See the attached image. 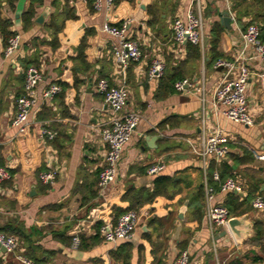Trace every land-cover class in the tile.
Instances as JSON below:
<instances>
[{
	"label": "crops",
	"instance_id": "0c3cea01",
	"mask_svg": "<svg viewBox=\"0 0 264 264\" xmlns=\"http://www.w3.org/2000/svg\"><path fill=\"white\" fill-rule=\"evenodd\" d=\"M31 5L35 15L27 25L24 14ZM190 9L202 18L204 35L203 44H199L201 58L191 59L185 68L184 78L191 79L194 86L184 91L174 86V91L162 92L161 77H150L148 68L155 57L164 59L168 68L187 58L186 44L175 41L172 25L177 18L185 20ZM224 11L232 17L230 28L222 24ZM46 12L43 23L35 21ZM53 13L59 18L57 31L48 26ZM0 18L11 21L10 29L19 35L20 41L14 53L7 55L0 31V167L7 168L12 176L0 183V227L7 222H22L28 233L35 229L29 242L37 247L32 254L39 263L27 256V247L17 235L16 254L37 264H158L161 256L172 263L184 248L189 251L192 264H226L235 257H242L246 263L248 251H259L245 240L237 243L232 233L225 234L223 228L216 227L212 232L205 217L209 202L205 182L211 186L210 176L217 181L214 174L219 171L212 170L215 164L230 163L235 175L228 178L236 179L243 189L249 181L262 179L264 190V62L252 48L242 54V35L248 18L238 21L230 1L121 0L107 5L103 0L102 7L97 8L95 0H0ZM128 18L131 22L127 36L139 42L142 57L126 71L129 99L119 114L134 110L141 114V119L123 148L115 181L100 189L98 181L107 151L102 129L118 113L97 91V83L105 78L111 85H118L123 79L113 56L116 39L103 30V25L109 22L121 26ZM216 22L224 27L220 42L224 59L242 61L251 70L247 96L255 118L253 126L229 120L223 113L224 106L215 103L214 89L224 73L216 64H209L211 32ZM83 40L86 45L81 61L78 51ZM33 57L43 78L37 87V102L30 110L27 129L20 132L12 122L17 98L25 93V61ZM59 81L68 85L63 99L57 97L59 93L45 98L44 91ZM169 117L173 118L171 123L162 124ZM53 123L61 131V147L52 143L60 135ZM218 127L228 137L229 152L222 159L213 155L204 159L194 148L199 147L204 131ZM44 128L55 131V137L44 136ZM148 136L158 139L147 140ZM245 149L253 152L254 160L236 163L232 154L240 160ZM154 164L164 165L157 175L148 173ZM49 169H55L57 175L45 190L40 173ZM159 175L171 176L178 182L171 189L174 197H160L138 208L140 219L131 240L114 245L100 233L94 242L92 237L98 224L117 222L116 207L121 196L131 188L152 191ZM201 185L205 189L203 219H192L188 204L185 219L180 220L181 207L186 200L190 202ZM93 190L96 195H92ZM227 193L214 191L210 203L223 204ZM167 214L172 215L167 225L155 231L148 228L149 219ZM256 219L264 221V209L255 210L251 220ZM150 231L149 240L143 233ZM76 235L87 238L83 245L74 244ZM125 242L132 244L131 256L128 260L115 258L112 253ZM0 264L25 263L14 253L0 250Z\"/></svg>",
	"mask_w": 264,
	"mask_h": 264
},
{
	"label": "built area",
	"instance_id": "2783aa9c",
	"mask_svg": "<svg viewBox=\"0 0 264 264\" xmlns=\"http://www.w3.org/2000/svg\"><path fill=\"white\" fill-rule=\"evenodd\" d=\"M107 5H112L114 0H105ZM231 3L235 0H228ZM103 0H95L97 8L102 7ZM131 19H126L121 26L112 25L105 22L103 30L112 35L116 41L113 46V56L116 63L123 72V79L118 85H111L110 82L102 78L97 83V91L102 94L114 113H118L109 123L102 129L103 141L107 144L106 161L103 169L100 172L98 187L106 189L111 186L117 176L118 163L120 161L123 148L135 132L137 125L141 119V114L134 110H129L123 114H119L127 105L129 99V88L125 81L126 71L128 67L141 59L142 50L139 42L127 36L128 25ZM173 31L175 41L179 44L192 42L194 44H203V21L200 16H197L191 9L187 12L185 20L177 18L173 22ZM260 27L256 23H250L243 32L242 38L244 50L252 48L254 53L261 57L264 62V42L259 38ZM20 46L19 35L12 36L8 45L5 47L7 55L14 53ZM217 67H222L224 71L220 82L214 89L215 103L223 105L224 115L231 121L241 123L247 126L255 124V118L250 112L249 99L247 89L251 78V70L249 66L239 60L231 61L227 59H219L216 62ZM166 68L164 59L155 57L148 68V75L152 78H160ZM24 90L25 93L17 98V112L12 124L24 132L28 126V118L30 110L37 102V87L43 78V74L37 66L29 67L26 72ZM178 91L187 90L193 87L194 83L189 78L178 80L174 84ZM202 90V89H199ZM62 88L59 84H51L45 91L44 97L47 99L53 98L60 93ZM203 92V90H202ZM44 136L52 139L56 132L44 128L42 130ZM194 151L206 159L213 155L217 159L226 157L229 152L228 137L221 128H215L202 133L199 147L194 148ZM264 158V157H263ZM164 169L163 164H154L148 168V173L157 175ZM57 171L49 169L40 173V179L43 183H52L56 179ZM10 171L5 167H0V183L11 179ZM216 180L220 179L219 173L214 174ZM206 184L207 193V209L206 219L209 223L211 231L214 232L216 227L223 228L229 231V219L232 217L229 210L223 204H211L214 189ZM242 185L234 178H228L221 184L222 191H237L242 192ZM255 210L264 209V196L257 194L253 200ZM140 219V213L136 209H131L121 214L115 224H104L100 228L102 238L114 245L120 241L131 240L136 232ZM0 243L6 247L7 252L14 253L16 258L25 264H37L32 259L16 254L19 246V239L15 235H8L0 231ZM80 238L78 235L74 237V244L78 245ZM191 255L187 249L180 251L177 258L168 263L164 261L162 264H192Z\"/></svg>",
	"mask_w": 264,
	"mask_h": 264
},
{
	"label": "trees",
	"instance_id": "16d2710c",
	"mask_svg": "<svg viewBox=\"0 0 264 264\" xmlns=\"http://www.w3.org/2000/svg\"><path fill=\"white\" fill-rule=\"evenodd\" d=\"M91 2V0H89ZM121 0H114V3H119ZM232 9L235 12L236 19L238 21H242L243 18H248L247 26L250 23H256L260 27L259 38L262 42H264V0H235L232 3ZM35 15V8L31 5L30 9L24 14L26 24L29 25L32 23V19ZM69 16V15H68ZM59 18L56 13L52 14V21L48 25L50 28L56 29L58 26ZM11 21L8 19H1L0 18V31L2 33L4 46L8 45V41L12 36L16 35L15 31L10 29ZM224 30L223 25L220 22H216L212 28L211 38H210V65L216 64L219 59H224L225 54L220 50V42L222 38V32ZM85 40L82 41L78 58L81 61H84V48H85ZM188 55L187 58L178 65L174 67L168 68L166 65L165 71L160 78V88L159 90L162 92H172L174 91V84L176 81L184 79L186 77V66L189 61L192 60H199L201 58V47L199 44H194L192 42L186 43ZM31 66H38V62L36 57H33L29 60L25 61L26 70ZM77 82V79H76ZM58 84L62 88V92L57 95V97L61 100L64 97L65 90L68 88V85L64 82H58ZM20 96V95H19ZM63 111L66 110L62 106ZM172 117L165 119L162 124L171 123ZM55 130H57L58 135L54 140L53 144L57 147H61V131L57 128L55 123L52 124ZM60 131V132H59ZM232 157L236 163L240 162H252L254 160V154L252 151L245 149L244 156L242 159H238L237 156L232 154ZM213 171L218 170L220 174V179L215 181L212 180L211 176L209 178V183L213 187L214 191L221 190V184L229 177H234L235 173H233V166L223 161L220 164H215ZM97 181L93 182V186H96ZM178 182H175L171 176L168 175H159L155 178L154 181V188L152 191L148 189H136L131 188L126 191L120 198L118 203V207H116V211L118 217L123 214L124 212L131 210V209H138L146 203H153L160 197H166L167 199H172L174 197V193L172 192V188L177 187ZM263 183L262 179H253L249 181L248 187L242 189L245 191L244 195H240L239 193H235L234 191H229L227 193V197L223 202V205L226 206L229 210L231 216H240L245 213L254 211L253 207V200L257 193L264 194V190H262ZM49 185L45 184L44 189H48ZM92 195H96V190L92 191ZM205 189L204 185H201L196 193L190 198L189 202V211L192 219H196L201 221L205 215ZM124 204V205H123ZM171 214H167L165 216H155L149 219L147 225L148 228L153 229L154 231L167 225L168 221H170ZM100 224L97 225V232L96 235L93 236V241L100 237ZM32 232L28 233L27 229L24 227L22 222H7L4 226L0 227V231L4 232L5 234H14L17 235L21 241H24V245L27 247L26 254L27 256L32 257L37 263H39V259L36 257L35 254H32L33 251H36L37 247H35L31 242H29L33 236V233L36 232L35 229H31ZM254 230L255 234L250 237L249 239L245 240V242L254 245L259 248V251L252 249L248 251L245 255L247 259L246 263L242 257H235L229 260L226 264H264V221L261 219H256L254 221ZM59 234H55L57 236ZM143 236L147 239H152V233L144 232ZM86 237L84 235H80V246L86 241ZM127 241V240H126ZM131 247L132 244L125 242L122 244L116 251L112 254L115 258L123 257L125 260L131 256ZM184 247V246H183ZM40 248V247H39ZM141 248V246H140ZM139 248V249H140ZM184 248L181 249V251ZM35 253V252H34ZM244 258V259H245ZM164 260H162V256L158 259V264H162ZM216 264V263H215ZM222 264V263H220Z\"/></svg>",
	"mask_w": 264,
	"mask_h": 264
},
{
	"label": "water",
	"instance_id": "95a60500",
	"mask_svg": "<svg viewBox=\"0 0 264 264\" xmlns=\"http://www.w3.org/2000/svg\"><path fill=\"white\" fill-rule=\"evenodd\" d=\"M46 14H47V12L39 15L38 17H36L35 21L38 23H43L45 20ZM221 16H222V18H221L222 24L226 28H230L231 27L230 23L232 21V17L230 15V12L224 11L221 13ZM219 69H222V67H219ZM150 139L156 140V139H158V137L157 136H148L147 140H150ZM234 192L239 193L240 195H243L242 192H237V191H234ZM188 204H189V201L186 200L184 202L183 206L181 207L180 212L178 213V218L180 220L185 219V213H186V210L188 208ZM254 212H255V210L248 212V213H245V214L240 215V216H232L229 219V222H228L229 231L232 233V235L234 236L237 243H242V242H244V240L252 237L255 234L254 221L251 220ZM144 229H146V227H144ZM224 233L226 234L227 230H225ZM0 250L2 252L7 251L6 247L3 246L1 243H0Z\"/></svg>",
	"mask_w": 264,
	"mask_h": 264
},
{
	"label": "rangeland",
	"instance_id": "374dc122",
	"mask_svg": "<svg viewBox=\"0 0 264 264\" xmlns=\"http://www.w3.org/2000/svg\"><path fill=\"white\" fill-rule=\"evenodd\" d=\"M255 221V220H254ZM249 239V238H248ZM247 240V239H246Z\"/></svg>",
	"mask_w": 264,
	"mask_h": 264
}]
</instances>
